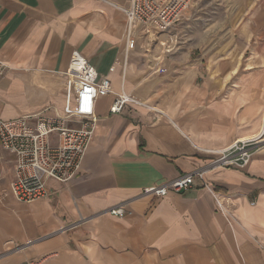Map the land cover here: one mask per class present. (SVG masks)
I'll return each mask as SVG.
<instances>
[{"label": "crops", "instance_id": "1", "mask_svg": "<svg viewBox=\"0 0 264 264\" xmlns=\"http://www.w3.org/2000/svg\"><path fill=\"white\" fill-rule=\"evenodd\" d=\"M129 1L0 0V119L74 115L64 86L74 51L113 87L96 99L80 172L49 196H12L13 156L0 146V264H264V147L244 169L197 150L260 131L264 71L246 70L241 50L181 41L178 27L169 54L151 37L128 49ZM122 91L148 106L111 113ZM197 170L188 190L144 193ZM206 184L229 200V219Z\"/></svg>", "mask_w": 264, "mask_h": 264}, {"label": "built area", "instance_id": "2", "mask_svg": "<svg viewBox=\"0 0 264 264\" xmlns=\"http://www.w3.org/2000/svg\"><path fill=\"white\" fill-rule=\"evenodd\" d=\"M193 1L195 0H130L123 7L126 16L124 38L128 49H134L140 39H149L153 35L154 40H158L168 54L171 53L177 43L171 45L159 37L174 34ZM110 70L113 71L114 67ZM156 70L166 71L165 67H158ZM64 77L66 90L76 100L74 115L38 114L10 120L0 119V146L13 156L10 193L18 202L30 203L47 197L53 184H65L80 172L82 160L95 134L96 99L113 92L111 79L107 75H101L78 51L73 52ZM130 104L148 106L142 98L122 91L116 94L110 112L122 113ZM75 116L78 120L74 119ZM263 140L264 132L252 139L235 140L221 150L198 146L197 150L206 155L217 154L211 164L244 169L256 152L252 146ZM196 175L203 180V171L197 170L163 185L145 188L144 193L164 197L170 192L188 190ZM205 186L212 191L218 208L229 219V200L209 185ZM110 211L120 216L129 213L118 207H112Z\"/></svg>", "mask_w": 264, "mask_h": 264}, {"label": "rangeland", "instance_id": "3", "mask_svg": "<svg viewBox=\"0 0 264 264\" xmlns=\"http://www.w3.org/2000/svg\"><path fill=\"white\" fill-rule=\"evenodd\" d=\"M243 11L245 15L241 13ZM176 32L181 34V41L204 46V50L215 46H223L225 52L241 50L240 57L246 62V70L264 71V0H195L185 11ZM165 38V35L159 37L160 40ZM242 47H246V52ZM263 113L264 109L260 129ZM252 147L260 150L264 140ZM208 155L211 159L217 157L215 153Z\"/></svg>", "mask_w": 264, "mask_h": 264}, {"label": "bare ground", "instance_id": "4", "mask_svg": "<svg viewBox=\"0 0 264 264\" xmlns=\"http://www.w3.org/2000/svg\"><path fill=\"white\" fill-rule=\"evenodd\" d=\"M151 38L155 39V36L152 35ZM263 132H264V113H263V119H262V127H261L260 131L257 134H255V135H253L251 137H246V139H239L238 141L252 139V138L256 137L257 135L262 134Z\"/></svg>", "mask_w": 264, "mask_h": 264}]
</instances>
